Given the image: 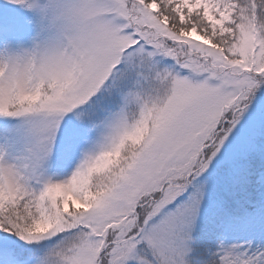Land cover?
<instances>
[{
    "label": "snow or ice",
    "instance_id": "1",
    "mask_svg": "<svg viewBox=\"0 0 264 264\" xmlns=\"http://www.w3.org/2000/svg\"><path fill=\"white\" fill-rule=\"evenodd\" d=\"M0 264H264V0H0Z\"/></svg>",
    "mask_w": 264,
    "mask_h": 264
}]
</instances>
